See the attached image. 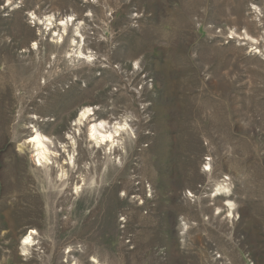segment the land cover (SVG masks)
<instances>
[{"label": "rangeland", "instance_id": "rangeland-1", "mask_svg": "<svg viewBox=\"0 0 264 264\" xmlns=\"http://www.w3.org/2000/svg\"><path fill=\"white\" fill-rule=\"evenodd\" d=\"M0 264H264V0H0Z\"/></svg>", "mask_w": 264, "mask_h": 264}, {"label": "bare ground", "instance_id": "bare-ground-1", "mask_svg": "<svg viewBox=\"0 0 264 264\" xmlns=\"http://www.w3.org/2000/svg\"><path fill=\"white\" fill-rule=\"evenodd\" d=\"M49 23L47 25H50L49 28L53 27V23L51 22L50 18L47 19ZM72 18H65L62 19L57 24V31H55L56 37H62V35L66 32V29L68 25H71ZM55 28V27H53ZM60 29L63 31L60 33ZM93 108L89 106H84L80 109L77 119H75L74 124L80 125L84 121H86L90 115H94ZM84 124V123H83ZM90 125V124H89ZM87 127V133L86 137L89 142H92L94 144V147L101 148L102 146H109V150L112 152L116 151V148L118 147V139L115 137H120L122 135V132L125 130L124 125L121 123H115L113 126H110L109 122L107 120L101 119L99 121L93 122L90 126ZM112 127V128H111ZM29 144L33 148L34 153V159L33 164L35 166H43V167H49L48 164H50V161L52 158L58 154V152L51 149V146L53 145V142L50 140V138L37 130H34L33 134H31L27 140L23 141L22 145ZM65 146H63L64 148ZM109 151V152H110ZM70 165L73 164V156L69 157ZM64 165H67L65 162L59 164L57 163V167L59 169V174L55 175V181H59L63 186L66 183V179L68 178V172L64 169ZM208 166V165H207ZM209 167V166H208ZM208 170L211 169L207 168ZM227 178H223L220 180V182H217L214 190H213V198H222V197H228L230 195V189L228 184L226 183ZM77 191V186L75 187ZM64 192V191H63ZM235 208L236 204L230 200L227 199L221 207H216V213L215 214H221L222 209L223 212L226 214V217L228 218H234L235 216ZM90 215H93V211L90 213ZM37 235V231L33 228H30V231L23 236L21 241V255H26L30 249H32L35 244V236ZM25 240H28L29 243H24Z\"/></svg>", "mask_w": 264, "mask_h": 264}, {"label": "snow or ice", "instance_id": "snow-or-ice-1", "mask_svg": "<svg viewBox=\"0 0 264 264\" xmlns=\"http://www.w3.org/2000/svg\"><path fill=\"white\" fill-rule=\"evenodd\" d=\"M24 243H26V244H27V243H29V241H28V240H25V241H24Z\"/></svg>", "mask_w": 264, "mask_h": 264}]
</instances>
